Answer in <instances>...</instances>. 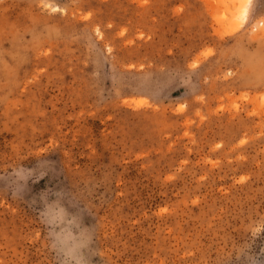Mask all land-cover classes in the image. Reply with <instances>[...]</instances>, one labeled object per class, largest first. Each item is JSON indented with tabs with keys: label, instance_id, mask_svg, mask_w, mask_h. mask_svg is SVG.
I'll return each mask as SVG.
<instances>
[{
	"label": "rangeland",
	"instance_id": "374dc122",
	"mask_svg": "<svg viewBox=\"0 0 264 264\" xmlns=\"http://www.w3.org/2000/svg\"><path fill=\"white\" fill-rule=\"evenodd\" d=\"M0 264H264V0H0Z\"/></svg>",
	"mask_w": 264,
	"mask_h": 264
}]
</instances>
